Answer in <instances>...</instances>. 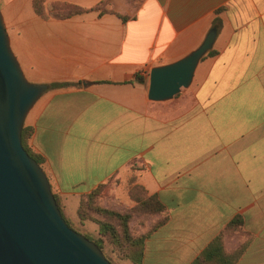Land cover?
I'll list each match as a JSON object with an SVG mask.
<instances>
[{
    "label": "crops",
    "instance_id": "crops-1",
    "mask_svg": "<svg viewBox=\"0 0 264 264\" xmlns=\"http://www.w3.org/2000/svg\"><path fill=\"white\" fill-rule=\"evenodd\" d=\"M51 2L84 11L57 18ZM43 8L45 16L32 0H0L25 77L78 82L48 86L23 124L65 217L79 221L80 196L114 178L113 207L133 205L132 184L164 207L140 264H190L237 216L249 241L236 264H264V0H46ZM212 26L214 52L190 84L149 100L135 75L186 55Z\"/></svg>",
    "mask_w": 264,
    "mask_h": 264
},
{
    "label": "water",
    "instance_id": "water-1",
    "mask_svg": "<svg viewBox=\"0 0 264 264\" xmlns=\"http://www.w3.org/2000/svg\"><path fill=\"white\" fill-rule=\"evenodd\" d=\"M215 33L212 26L195 49L151 67L147 98L167 100L187 87ZM47 88L25 77L0 11V264H112L93 240L67 224L46 173L21 144L25 117Z\"/></svg>",
    "mask_w": 264,
    "mask_h": 264
},
{
    "label": "trees",
    "instance_id": "trees-1",
    "mask_svg": "<svg viewBox=\"0 0 264 264\" xmlns=\"http://www.w3.org/2000/svg\"><path fill=\"white\" fill-rule=\"evenodd\" d=\"M46 0H32L33 9L37 14L44 15V2ZM97 8H100V3L97 4ZM106 9H101L105 11ZM50 11L54 17L64 18L70 15L83 12L84 10L73 4L66 2H51ZM122 20H126L128 17L117 14ZM213 50L210 49L206 52L207 55L213 54ZM134 80L136 82L145 83L146 79L135 75ZM76 83L67 82H55L49 83V87L64 86ZM30 136V129L23 125L21 130V144L26 152L41 165V157L34 153L28 146V139ZM132 181V178H131ZM116 182V179L110 178L106 182L97 184L88 193L80 196L79 203L77 206V215L80 223L84 220H91L97 225V236L98 238H90L86 233H82L87 238L93 240L98 247L102 250V241L106 238L107 243L112 244L116 252H121V255H128L130 260L134 264H140L143 255L144 239L148 236L150 230L156 228L165 219L164 207L156 195H148L146 190L139 184H132L129 187L128 195L132 200L133 205L127 208L117 209L111 205L108 201L112 199L109 193L107 195V203L102 205H95L96 197L102 194L104 188H108V191L112 189V185ZM52 191V190H51ZM101 191V192H100ZM107 191V192H108ZM53 195L57 201L60 212L67 224L77 230L71 221L64 215L62 205L60 204L58 197L53 192ZM94 204V205H93ZM160 215L155 218L150 225L151 228L142 233L133 232L130 228L129 221L134 216L141 217L140 220H146L153 215ZM242 220L240 217H234L229 221L226 227L217 234L208 245L194 258L190 264H235L244 252L247 242H243L237 249L231 252H227L223 246V236L226 231L229 230H240ZM121 249V250H120ZM103 252V250H102ZM104 254V252H103ZM105 255V254H104ZM105 257L111 262V260L105 255ZM114 264L113 262H111Z\"/></svg>",
    "mask_w": 264,
    "mask_h": 264
},
{
    "label": "rangeland",
    "instance_id": "rangeland-1",
    "mask_svg": "<svg viewBox=\"0 0 264 264\" xmlns=\"http://www.w3.org/2000/svg\"><path fill=\"white\" fill-rule=\"evenodd\" d=\"M29 80V79H28ZM30 81V80H29ZM147 81H148V75L146 77V86H147ZM32 82V81H30ZM46 91V90H45ZM131 181V180H130ZM102 191V194H100V196L96 197L95 199V205H102V203H107V201L110 199H107V195L109 193V197L112 194H111V190L108 191V188H104ZM100 191V192H101ZM108 191V192H107ZM59 202H60V199L58 198ZM111 200L110 199L108 201V203L110 202L111 203ZM94 205V204H93ZM121 208H124L123 206ZM127 208V207H126ZM165 212V211H164ZM161 215V214H159ZM155 216L156 215H153L151 217H149L148 219H144V220H140L141 217H137V215H134L130 221H129V225H130V228L133 232H138V233H142V228L144 227H148L149 225L152 224V221L155 219ZM70 220V219H69ZM71 223L73 224V226L79 230V232L81 233H86L88 236H90V238H98L97 234L95 233V231H93L91 229V227H96L97 228V225L92 222L91 220H84L80 223V221H72L70 220ZM243 234L244 232L242 231V229L240 230H229V231H226L224 236H223V242H225V240L227 239L228 242H227V247L224 249L227 251V252H231V251H234L235 249H237L243 242H247L249 241V239L247 238H243ZM237 235H238V244L237 246H231L232 244H234L235 242V237L237 238ZM102 250L104 252V254L111 260V262H113L114 264H129L131 262L130 260V257H128V255H121V252L117 253L116 252V249H114V246L112 244H109L107 243V240L106 238H104V240L102 241ZM228 249V250H227ZM246 249V247H245ZM244 249V251H245ZM121 250V249H120ZM244 253V252H243ZM243 253L240 255V257L243 255ZM239 257V258H240ZM238 258V260H239ZM237 260V261H238ZM237 263V262H236ZM235 263V264H236Z\"/></svg>",
    "mask_w": 264,
    "mask_h": 264
}]
</instances>
